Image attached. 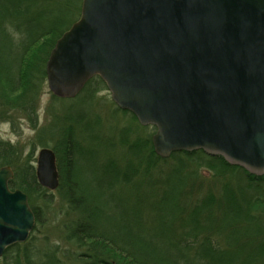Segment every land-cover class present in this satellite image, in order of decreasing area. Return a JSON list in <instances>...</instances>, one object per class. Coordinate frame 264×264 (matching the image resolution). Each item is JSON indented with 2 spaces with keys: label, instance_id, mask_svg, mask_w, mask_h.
<instances>
[{
  "label": "trees",
  "instance_id": "obj_1",
  "mask_svg": "<svg viewBox=\"0 0 264 264\" xmlns=\"http://www.w3.org/2000/svg\"><path fill=\"white\" fill-rule=\"evenodd\" d=\"M81 2L0 0V116L6 110L16 112L36 126L49 54L78 20ZM102 89L105 84L93 77L69 102L81 98L89 102ZM115 109L137 123L130 113ZM52 116L48 134L41 131L36 139L38 147L49 148L55 155L59 175L55 192L66 216H71L63 224V238L74 249L73 254L64 251L62 255L72 261L58 260L57 248L45 249L41 256L26 248L18 252L20 245H15L3 254V264H47L45 259L51 260L49 264H254V256L232 262L233 256L223 244L227 241L228 247L243 241L253 245L264 235L257 216L264 213V176L256 178L201 151L161 159L152 145L153 127H144L149 132L133 140L131 129L125 127L119 131L117 143L102 141L105 150L101 152L99 146L94 150L80 138L79 124L85 114L76 121L64 117L61 125L56 123L57 115ZM21 154L16 147L0 142V169L11 168L8 188L26 195L34 230L41 224V210L33 202L47 206L52 195L37 181L35 150L24 157ZM167 161H175L177 166L157 172V163ZM185 163L196 170L241 171L246 181L233 188L225 186L220 200L201 202L184 214V201L193 193L189 186L197 177V171H189ZM177 214L186 220L176 223ZM255 247L256 255L264 256V242Z\"/></svg>",
  "mask_w": 264,
  "mask_h": 264
},
{
  "label": "water",
  "instance_id": "obj_2",
  "mask_svg": "<svg viewBox=\"0 0 264 264\" xmlns=\"http://www.w3.org/2000/svg\"><path fill=\"white\" fill-rule=\"evenodd\" d=\"M99 77L112 102L154 127L161 159L201 151L264 176V0H82L46 63L49 91L73 99ZM0 169V258L28 240L27 197ZM36 178L59 184L52 150Z\"/></svg>",
  "mask_w": 264,
  "mask_h": 264
},
{
  "label": "rangeland",
  "instance_id": "obj_3",
  "mask_svg": "<svg viewBox=\"0 0 264 264\" xmlns=\"http://www.w3.org/2000/svg\"><path fill=\"white\" fill-rule=\"evenodd\" d=\"M53 97L55 96L49 91L47 83H45L38 100L36 109L38 121L34 127L21 114L11 111L8 113V110H6L0 116V142L9 143L11 146L16 147L22 153V157L28 155L33 148L35 150V158H37L38 151L42 148L38 147L36 138L41 131L48 134L49 125L53 121V113L57 115L58 120L56 123L58 125L62 124L64 117L69 116L76 121L79 115L85 114L86 119L79 124L81 129L80 138L86 145H91L94 150L96 146H99L101 152L105 150L103 142L108 140L117 143L118 133L125 127L131 129L132 140L138 137L142 138V136L149 132L148 130L145 131L143 129L144 127L141 128L138 123H135L128 114L118 112L115 109L116 107L111 101L110 93L107 89L96 92L89 102L81 98L75 103H70L69 100H59ZM44 133L42 134L43 137ZM45 138L48 137L45 135ZM48 141L50 143V140ZM176 164L175 161H167V163L159 162L155 169L157 172L161 171L166 173L169 171V168L176 167ZM185 164L189 171L195 169L193 164ZM9 170L12 172L11 168ZM196 171V181L192 182L189 186L193 193L190 195L191 198L184 201V214H189L191 209L200 206L201 202L209 199H213V201L220 200L225 186L233 188L237 185H243L246 181V177L241 171H234L233 174L232 172L228 173V171L219 173L214 167L198 168ZM51 195V204L47 206L40 201L33 202L37 210H41V213H39L41 224L31 231L26 242L16 245H20L18 252H22L26 248L34 254L36 252L40 253L41 256L43 250L57 248V259L63 262L71 257L63 256L62 252L74 253V249L63 238V224L71 216H66L57 192H51ZM164 210L165 208H163ZM206 212L203 211L202 213ZM257 216L260 222H258L259 225L264 227V213L257 214ZM176 219V223H181L183 219L184 221L186 220L185 216L183 218L178 214L176 215ZM222 241L224 240L222 239ZM260 241L264 242V235L260 236ZM260 241H256L253 245L244 244L243 241H240L234 245H228V247H226V241L223 245H225L224 247L227 248L228 252L230 251L233 256L231 261L234 263L236 261V263H239L243 260L249 261L251 256H254V264H262L264 262V256L256 255L257 248L255 247ZM36 258H40V256H36ZM69 261H72V258ZM45 262L49 264L51 260L45 259ZM3 263L4 260L1 257L0 264Z\"/></svg>",
  "mask_w": 264,
  "mask_h": 264
}]
</instances>
